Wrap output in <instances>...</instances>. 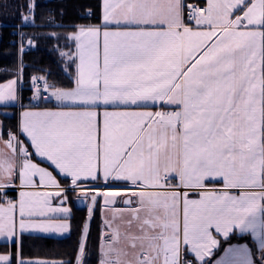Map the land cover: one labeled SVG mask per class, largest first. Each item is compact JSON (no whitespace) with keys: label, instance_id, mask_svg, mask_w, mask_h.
Instances as JSON below:
<instances>
[{"label":"snow or ice","instance_id":"1","mask_svg":"<svg viewBox=\"0 0 264 264\" xmlns=\"http://www.w3.org/2000/svg\"><path fill=\"white\" fill-rule=\"evenodd\" d=\"M101 21L66 37L74 87L33 76L25 105L19 74L0 84L24 109L0 138V240L67 234L74 203L77 264L97 210L99 264H204L264 212V0H102Z\"/></svg>","mask_w":264,"mask_h":264},{"label":"trees","instance_id":"2","mask_svg":"<svg viewBox=\"0 0 264 264\" xmlns=\"http://www.w3.org/2000/svg\"><path fill=\"white\" fill-rule=\"evenodd\" d=\"M32 0H0V84L17 78L19 69L23 80L30 83L33 76H45L60 87H72L73 80L67 72H74L66 56L62 53H74V44L66 39L77 26L90 22L99 23L101 0H64L44 2L36 0L32 11ZM91 13V17L81 16ZM22 16L32 19L26 24ZM21 28L19 29V27ZM20 31V32H19ZM22 44L29 45L28 51H21ZM32 90H23V103H29ZM49 104L48 106H52ZM6 111L8 113H4ZM4 122V136L18 132V107H0ZM14 196V193H10ZM87 218L86 209H76L73 216V230L69 237L58 239L36 235H27L18 246L0 245V251L11 250L15 259L42 258L74 264L82 236V227ZM231 241H249L248 237H233ZM101 244V222L97 211L89 230L86 244L87 264H98ZM264 253L259 264H264Z\"/></svg>","mask_w":264,"mask_h":264},{"label":"crops","instance_id":"3","mask_svg":"<svg viewBox=\"0 0 264 264\" xmlns=\"http://www.w3.org/2000/svg\"><path fill=\"white\" fill-rule=\"evenodd\" d=\"M201 2H206V0H201ZM102 3V0H101ZM86 17H91V16H86ZM101 14H100V20L99 23H93L90 22L88 24H81V25H99L101 23ZM78 28H76L75 31H77ZM16 79V78H15ZM19 82V81H18ZM7 82L3 83L6 84ZM74 87V85L72 86ZM71 88V87H70ZM4 108L5 106H0ZM8 107V106H7ZM18 125L19 121L21 119V113L24 109H22L20 106H18ZM51 110H56L54 108V105L52 106H47ZM177 108L179 106H176ZM152 111H156L157 109L153 107L150 109ZM173 110H175L173 108ZM4 113H8L6 111H3ZM0 138L7 140L8 138H5L4 136V122L2 115L0 114ZM21 139L24 140L25 145L27 146L29 144V141L21 136ZM35 162H39L37 159ZM43 166V165H42ZM52 170V169H49ZM56 173L54 172V175ZM60 179V177H58ZM216 183H222V180L215 181ZM233 193L238 194V190H231ZM14 193V197L16 198L18 196V193L15 190H11L9 192V195L12 196ZM127 195H130L131 193H126ZM189 198L190 199H199V194L198 193H193L189 192ZM55 204L56 202L53 201ZM73 207V216L76 213V209L78 206L76 204L71 205ZM115 207L117 208H122L125 207L122 204H117ZM81 209V208H79ZM99 220L101 222V243L103 240L102 237V221L105 216V212L102 210H97ZM254 226H245L243 229L241 228H234L232 232H230L227 236H224L223 234L220 233H215L214 235L216 236L218 240V246L216 249L213 250V254L211 257H207L206 261L204 264H259L257 260H262V255L264 253V212H262L258 217L255 218V220L252 222ZM71 224V229L70 232L64 235H58V234H51V233H34L31 235H36V236H44V237H53V238H58V239H63L67 238L71 235L72 230H73V217L70 221ZM214 231V230H213ZM233 237H248L249 241H231V238ZM9 245L11 246V243H5L4 241L0 240V245ZM101 245V244H100ZM100 252V249H99ZM0 254H7L13 259H15L13 253L11 250L7 251H0ZM18 258H21L20 256ZM101 258V254L99 256V261ZM185 258L193 260L195 264H199V261L195 259L193 255L187 252L185 250ZM25 260H30V261H44L47 262V264H63L61 261H56V260H47V259H42V258H25ZM264 262V261H263ZM77 264V261L76 263ZM99 264V263H98Z\"/></svg>","mask_w":264,"mask_h":264},{"label":"built area","instance_id":"4","mask_svg":"<svg viewBox=\"0 0 264 264\" xmlns=\"http://www.w3.org/2000/svg\"><path fill=\"white\" fill-rule=\"evenodd\" d=\"M42 1L52 3V2H59V1H64V0H42ZM22 85H24V84L22 83Z\"/></svg>","mask_w":264,"mask_h":264},{"label":"water","instance_id":"5","mask_svg":"<svg viewBox=\"0 0 264 264\" xmlns=\"http://www.w3.org/2000/svg\"><path fill=\"white\" fill-rule=\"evenodd\" d=\"M77 206H78V208L85 209V207L82 206V205H77ZM123 206H124V205H123Z\"/></svg>","mask_w":264,"mask_h":264},{"label":"rangeland","instance_id":"6","mask_svg":"<svg viewBox=\"0 0 264 264\" xmlns=\"http://www.w3.org/2000/svg\"><path fill=\"white\" fill-rule=\"evenodd\" d=\"M92 224V223H91Z\"/></svg>","mask_w":264,"mask_h":264}]
</instances>
